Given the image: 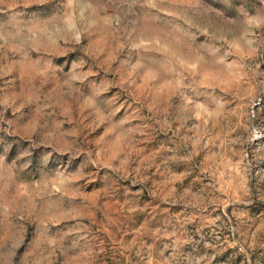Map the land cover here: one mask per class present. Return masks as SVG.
Returning <instances> with one entry per match:
<instances>
[{"label": "rangeland", "instance_id": "obj_1", "mask_svg": "<svg viewBox=\"0 0 264 264\" xmlns=\"http://www.w3.org/2000/svg\"><path fill=\"white\" fill-rule=\"evenodd\" d=\"M0 264H264V0H0Z\"/></svg>", "mask_w": 264, "mask_h": 264}]
</instances>
